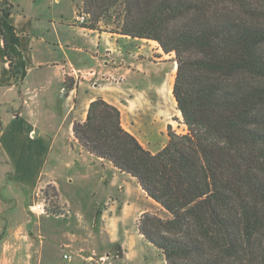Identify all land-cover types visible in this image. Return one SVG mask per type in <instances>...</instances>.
Returning a JSON list of instances; mask_svg holds the SVG:
<instances>
[{
  "label": "crops",
  "instance_id": "1",
  "mask_svg": "<svg viewBox=\"0 0 264 264\" xmlns=\"http://www.w3.org/2000/svg\"><path fill=\"white\" fill-rule=\"evenodd\" d=\"M7 1L1 28L17 74L0 31V264H62L64 252L68 264L103 254L111 264H166L137 227L142 213L165 211L134 177L82 148L72 125L101 97L118 108L125 130L158 152L181 118L172 53L154 40L76 23L82 0ZM47 185L65 215L36 203Z\"/></svg>",
  "mask_w": 264,
  "mask_h": 264
},
{
  "label": "trees",
  "instance_id": "2",
  "mask_svg": "<svg viewBox=\"0 0 264 264\" xmlns=\"http://www.w3.org/2000/svg\"><path fill=\"white\" fill-rule=\"evenodd\" d=\"M11 8L0 0L2 33ZM81 11L84 27L106 22L174 54L186 130L169 126L158 152L101 97L72 125L82 148L134 177L166 212L142 213L139 233L166 264H264V0H82ZM3 45L17 74L4 33Z\"/></svg>",
  "mask_w": 264,
  "mask_h": 264
},
{
  "label": "rangeland",
  "instance_id": "3",
  "mask_svg": "<svg viewBox=\"0 0 264 264\" xmlns=\"http://www.w3.org/2000/svg\"><path fill=\"white\" fill-rule=\"evenodd\" d=\"M30 2H31V0H13L14 4L19 3V4L29 5ZM86 23H88V22H86ZM86 23H84V24H86ZM99 24H100L99 26H101V27H106L105 25H107L106 22H101ZM109 27H110V25H107V28H109ZM172 55H174V54L172 53ZM173 59H174V56H173ZM180 117H181V115H180ZM172 130L175 131L176 133H184L185 132L186 128H185V125L182 122L181 118L175 120L174 127L172 128ZM37 193H38V197L36 198L35 201H36V203H38V202L42 203V206H43L42 209L46 214L53 215V216L65 215L64 206L59 203L57 192L55 191V189L53 187L47 185V186L41 188L40 190H38ZM160 216L166 217L167 214L165 212H162ZM64 254L70 255V253L64 252L62 254V257ZM108 258L109 257L104 255V254L99 255V256L94 255L88 260L89 263H87V264H111V262L108 261L109 260ZM70 259H71V257H70ZM66 261H64L62 264H68V262H66Z\"/></svg>",
  "mask_w": 264,
  "mask_h": 264
},
{
  "label": "built area",
  "instance_id": "4",
  "mask_svg": "<svg viewBox=\"0 0 264 264\" xmlns=\"http://www.w3.org/2000/svg\"><path fill=\"white\" fill-rule=\"evenodd\" d=\"M81 9H79L77 12H76V16H75V22L76 23H78V24H84V23H86L87 22V17H86V15L82 12V11H80ZM70 255H68V254H64L63 255V258L64 259H66L67 261L70 259Z\"/></svg>",
  "mask_w": 264,
  "mask_h": 264
}]
</instances>
